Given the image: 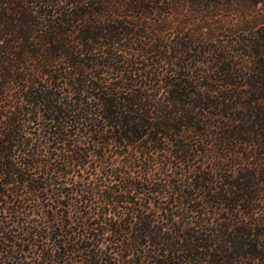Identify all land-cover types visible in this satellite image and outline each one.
I'll list each match as a JSON object with an SVG mask.
<instances>
[{
  "label": "trees",
  "instance_id": "trees-1",
  "mask_svg": "<svg viewBox=\"0 0 264 264\" xmlns=\"http://www.w3.org/2000/svg\"><path fill=\"white\" fill-rule=\"evenodd\" d=\"M0 264H264V0H0Z\"/></svg>",
  "mask_w": 264,
  "mask_h": 264
}]
</instances>
